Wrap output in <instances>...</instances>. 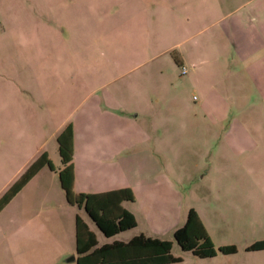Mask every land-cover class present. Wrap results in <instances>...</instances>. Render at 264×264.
<instances>
[{
	"label": "crops",
	"instance_id": "0c3cea01",
	"mask_svg": "<svg viewBox=\"0 0 264 264\" xmlns=\"http://www.w3.org/2000/svg\"><path fill=\"white\" fill-rule=\"evenodd\" d=\"M46 1L61 5L60 19L50 13L46 22L22 25L15 8L7 21L0 18V193L42 153L54 167L43 166L10 200L22 196L25 205L33 207L22 213L33 211L31 215L15 216L17 232L20 221L41 228L48 236L58 233L62 220L71 223L66 211L72 204L58 179L62 165H56L53 158L56 153L60 159L57 137L68 125L72 128L73 191L129 188L135 199L138 188L146 197L154 189L164 190L158 180V160L166 141V104L176 111L187 109L189 103L201 110H228L230 86L232 92L244 94L242 77L252 84L247 92L262 94L264 102V0ZM39 26L45 29L43 39L36 37ZM22 28L28 37L22 38ZM117 44L131 51L119 56L120 61L138 59L130 69L156 62V70L145 73L141 86L116 84L122 75L116 70L118 54L95 49ZM230 46L232 56L228 57ZM176 48L178 65L189 64L186 73L180 70V76H187H176V85L166 87L165 70L170 67L169 73L175 74L171 62ZM227 61L234 62L233 73ZM86 78L92 85L85 87ZM192 124L202 126L196 121ZM218 124L227 126L226 130L205 137V141L214 138L218 143L217 154L227 158L232 149V156L241 157L245 143L252 142L255 158H264L259 122L254 123L252 135L244 133L243 121L226 117L211 125ZM182 125L181 120L172 123L180 139H184ZM208 151H213L212 145ZM222 168L224 178L212 186L216 191L212 207L219 208V199L224 215L242 207L240 193L246 185L238 181L243 173L238 167L230 168L236 177L231 182L227 161ZM134 179V184L129 182ZM175 202L174 195L165 203ZM39 207H47L49 214H40ZM261 210L253 205L255 213ZM77 215L73 217L75 246ZM73 258L69 261L75 262L76 256Z\"/></svg>",
	"mask_w": 264,
	"mask_h": 264
},
{
	"label": "rangeland",
	"instance_id": "374dc122",
	"mask_svg": "<svg viewBox=\"0 0 264 264\" xmlns=\"http://www.w3.org/2000/svg\"><path fill=\"white\" fill-rule=\"evenodd\" d=\"M12 8H15L17 13L19 12L18 21L22 25L31 24L35 21L46 22L45 19L50 17V13L60 19L62 11L59 3L51 4L46 0H0V18L7 21L11 16ZM38 28L35 32L36 37L43 39L46 37L44 34L45 29L40 26ZM25 37H28V34L22 28V38ZM95 49L97 51L110 50L112 53L118 54L116 70L117 74L122 73L115 81L118 85L126 84L128 87L131 86V83H139L141 86L146 79L145 73L149 69L156 70V62L137 65L135 68L130 69L139 63L138 59L132 58L120 61L119 56L131 53L125 45H101L95 47ZM231 49V46L227 47L229 51L226 55L228 57L232 56ZM178 51L179 49L176 48V55L180 57ZM160 60L163 61V58H159ZM225 63L228 70H232V73L236 70L234 62L227 61ZM171 66L175 69V74L173 72L169 73L170 67L165 70L166 87H169L172 83L176 85V76H187L186 74L180 76L182 66L189 68L188 62L184 65H178L174 58ZM87 79L85 80V87L92 85V81L90 83ZM94 80L96 81V79ZM241 84L244 88V94L232 92V85L230 86L229 91L232 100L228 101V110H215L213 108L201 110L189 103L190 106L187 109L176 111V107L169 104L165 105L166 141L158 160V180L162 183L164 190L154 189L152 194L146 197L142 189L138 188L136 189L137 196L133 201L122 203L127 210L134 214L137 223L135 227L121 231L114 236L106 237L97 228L84 208L70 205L66 214L71 217V223L62 220L61 227L56 235H44L41 228H32V224H27V221H20V231L17 232L18 223L16 220L14 221L15 216L17 214L22 215L26 209H33L31 206H26V201L23 200L22 196H19L10 201L0 211V264H75L74 260L69 261L76 256L73 224L75 214H79L89 224L90 229L97 237L98 245L114 240L126 241L139 234L170 240L172 242L170 253L173 256L180 257L181 261L166 264H264V250L248 251L246 249L253 242L264 240V185L261 186L264 184V158L259 160L255 158L252 142L245 143V149L241 157L232 156L230 153L232 149H230L229 156L225 158L215 151L218 143L214 141V138H212V141H205V137H214L226 130L227 126L211 125L224 120L226 117L229 120L240 121V123L243 121L245 134L252 135L256 129L254 123L257 122L262 126V133H264V102L261 100L263 95L247 92L252 87L247 78L242 77ZM140 110H143V108H140ZM142 115L143 111L138 121H141ZM176 120H181L185 124L182 125L184 139H180L181 135H176V126L175 128L172 127L173 121L176 123ZM193 121L201 123L203 127L193 125ZM235 129L236 126L233 130ZM208 145H212V152L208 151ZM53 158L56 165L59 166L61 164L59 156L55 153ZM225 161H227L228 170L226 173L228 172L229 182L236 180L230 168L238 167V171L243 172L239 173L238 181L245 183L246 188L240 193L242 196L239 203H242V207L227 211L222 215L219 210V199L217 200L219 208L215 210L212 207L215 202L212 198L216 193L212 186L220 182V177L224 178L222 167H224ZM134 177L136 176L134 175ZM138 180L141 179L138 178ZM129 182L134 184L135 179ZM252 183L257 184V187L247 186ZM8 187L0 193V196ZM174 195L176 196L175 204L168 205V203H165ZM255 203L257 208L262 207V210L256 213L253 211ZM39 208L40 214L43 216L49 214L47 213V207ZM54 208L52 207L50 210H54ZM189 208H194L198 212L217 250L215 256L198 257L191 251L182 250L175 241L173 232L175 228L177 229L183 225ZM32 212L30 211L22 216L31 215ZM69 232H71V235ZM223 245H235L237 251L233 254H223L218 251V247Z\"/></svg>",
	"mask_w": 264,
	"mask_h": 264
},
{
	"label": "trees",
	"instance_id": "16d2710c",
	"mask_svg": "<svg viewBox=\"0 0 264 264\" xmlns=\"http://www.w3.org/2000/svg\"><path fill=\"white\" fill-rule=\"evenodd\" d=\"M172 56L175 62L179 64L178 56L175 53ZM57 141L62 165L58 174L68 203L84 208L97 228L106 237L135 227L137 223L134 214L122 205L124 201L134 200L131 189L120 188L100 193H75L73 191V143L70 125L58 135ZM45 165L52 170L54 169L47 154L42 153L22 171L0 196V211ZM75 231L76 264H166L181 261L180 257L170 253L172 248L170 240L139 234L127 242L114 240L98 245L95 233L79 215L76 216ZM173 237L182 250L191 251L198 257H212L217 253L194 208L188 209L185 222L174 231ZM246 249L248 251L264 250V240L253 242ZM218 251L223 254H233L237 248L235 245H223L218 247Z\"/></svg>",
	"mask_w": 264,
	"mask_h": 264
},
{
	"label": "built area",
	"instance_id": "2783aa9c",
	"mask_svg": "<svg viewBox=\"0 0 264 264\" xmlns=\"http://www.w3.org/2000/svg\"><path fill=\"white\" fill-rule=\"evenodd\" d=\"M180 70H181V73H182V74H183V73H186V68H185V67L182 66Z\"/></svg>",
	"mask_w": 264,
	"mask_h": 264
},
{
	"label": "water",
	"instance_id": "95a60500",
	"mask_svg": "<svg viewBox=\"0 0 264 264\" xmlns=\"http://www.w3.org/2000/svg\"><path fill=\"white\" fill-rule=\"evenodd\" d=\"M71 259H74L73 257Z\"/></svg>",
	"mask_w": 264,
	"mask_h": 264
}]
</instances>
